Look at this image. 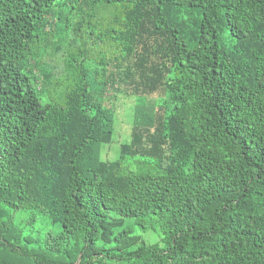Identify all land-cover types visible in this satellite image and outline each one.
<instances>
[{"label":"trees","instance_id":"trees-1","mask_svg":"<svg viewBox=\"0 0 264 264\" xmlns=\"http://www.w3.org/2000/svg\"><path fill=\"white\" fill-rule=\"evenodd\" d=\"M0 264H264V0H0Z\"/></svg>","mask_w":264,"mask_h":264}]
</instances>
